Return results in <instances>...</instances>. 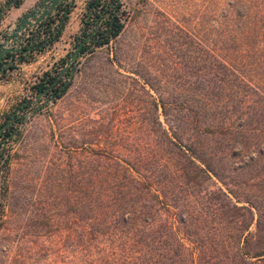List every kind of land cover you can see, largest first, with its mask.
<instances>
[{"label": "rangeland", "instance_id": "obj_1", "mask_svg": "<svg viewBox=\"0 0 264 264\" xmlns=\"http://www.w3.org/2000/svg\"><path fill=\"white\" fill-rule=\"evenodd\" d=\"M10 1L0 0V13ZM23 1L2 14L0 42L43 0L21 10ZM89 1L72 4L63 32L67 24L69 30L58 41L24 61L9 57L0 72V128L13 121L11 136L0 138V264H76L79 216L91 215L94 186L128 183L123 167L146 173L139 162L159 140L158 121L173 130L184 122L177 131L183 144L203 147L213 170L187 183L161 173L169 208L143 190L140 199L159 219L151 235L157 242H150L159 251L178 249L183 231L187 245L217 231L220 238L205 245L264 249V0H120L119 36L96 47L90 38L69 63L87 35L105 30L110 19L104 12L99 23L87 17ZM43 25L23 32L24 46H36ZM217 58L230 61L235 75L221 81ZM46 72L55 77L53 89L66 88L62 97L52 87L36 93ZM217 87L237 98L218 117L199 115L196 126L182 106L200 111L194 99ZM163 103L171 105L167 112ZM176 213H192L193 225L184 228Z\"/></svg>", "mask_w": 264, "mask_h": 264}, {"label": "trees", "instance_id": "obj_2", "mask_svg": "<svg viewBox=\"0 0 264 264\" xmlns=\"http://www.w3.org/2000/svg\"><path fill=\"white\" fill-rule=\"evenodd\" d=\"M111 2L112 5H109L110 3L103 4V0L89 1L86 15L87 17L94 15V23L102 22L104 18L102 12L110 14V19L106 22V29L103 31L97 30L91 36L89 42L93 43L94 47L109 44L123 30L122 19L119 15L120 0H111ZM19 3L20 1H17V6ZM261 7L264 8V5ZM72 8L73 5L70 4L60 7L53 17H49V20L43 23L44 25L39 29V42L34 50L41 51L60 39ZM99 8L101 9L100 13ZM54 24L56 25L53 26ZM86 25H90V23L87 22ZM43 32L46 37L41 39V33ZM35 37L36 35L33 38ZM88 48L89 44L86 43L82 51L84 52ZM32 52L22 55V61L26 60V56L31 55ZM217 61L218 66L225 74L224 79H220L221 81L235 75L236 68L230 61L218 58ZM50 76V73L46 72L44 78L48 77V79H42L34 86L36 93L45 91L53 84L55 77ZM52 91L55 92L57 98H60L65 94L66 88L59 92L57 88L53 89L52 87ZM261 92L264 94V90H261ZM236 96L235 91L231 89L223 87L209 88L205 93L196 97V100L194 99L195 103L200 104V111L194 105H189L186 108L182 106L181 109L187 110L193 117L192 122L198 126V122H201V115L205 118L214 115L218 117L217 112L222 110L228 102H233L237 98ZM161 107L162 112H167L165 103ZM156 108L159 109L158 104H156ZM181 123L184 122L178 123L179 126L175 127V131L172 128L173 125L167 129L163 122L158 121L159 140L152 143L156 145L154 149L143 152L138 168L146 173L149 172L150 175L141 173L142 171L139 172L132 166L130 168L123 167L122 176L127 178L128 183L125 181L117 184L101 182H97L100 185L94 184L92 190V193H94L93 201L89 203L92 213L88 217L85 215L83 217L81 211L79 216L80 231H78V234L80 245H76L75 249L76 264H264V249L251 251L245 249L246 245L227 247L205 245V239L209 240L210 238L211 242L215 243L220 238L217 231L207 233L205 238L200 236L197 240L190 241L193 245H187L190 238L183 231L177 235L178 249L169 247L165 251H159L160 249L150 242L151 239L153 242H157L155 237L151 238V235L156 231L155 223L159 219L158 215L151 211L152 206L144 204L142 201L144 198L140 199L143 190L146 189L150 196L155 195L162 206L169 208L168 184L165 185L168 180L162 181L160 178L161 173L166 175L167 178L180 177L181 180H185V183H187V178L190 181L198 176L200 172L206 173L213 170L210 162L212 157L206 158L208 153L207 151L203 152V147L197 146L194 142L183 144L182 137L177 133L182 128ZM12 129L13 127L7 129L1 134L0 138L10 137ZM206 129L215 130V127H207ZM2 156L3 154H0V160ZM100 168L98 166L95 169L96 175L101 172ZM157 174L159 175L157 180H153ZM158 185L166 186L165 192L160 190ZM108 189H111L110 191L114 194H108ZM80 207L81 209L85 207L84 201H81ZM232 207L238 208V205L232 203ZM174 216L178 217L179 223L184 228L193 225L192 213H176ZM216 229L218 228L216 227ZM163 235L162 232L158 233L160 238L158 241L163 238Z\"/></svg>", "mask_w": 264, "mask_h": 264}, {"label": "water", "instance_id": "obj_3", "mask_svg": "<svg viewBox=\"0 0 264 264\" xmlns=\"http://www.w3.org/2000/svg\"><path fill=\"white\" fill-rule=\"evenodd\" d=\"M64 2H70L73 4L75 0H43L42 3L35 8L34 10L26 13L21 17L19 22L15 25L14 30L7 36L6 40L4 42H0V62L3 60V58L10 54L11 56H14L17 53H20V57L17 60H20L22 55H25L27 53H30L33 51L36 46L35 42H33L30 46L26 47L24 46L22 42V35H24V31L29 27H34L40 23H45L50 16H52L57 9L59 8V5ZM15 3V0H11L1 11L0 13V19L2 14ZM90 38V35L86 37L78 46V48L74 51V53L71 56V60L69 63L76 62L81 49L83 48V45L88 42ZM11 42H13V45H11ZM9 63L6 65H2L0 68V72L3 68H5ZM74 70L71 72V76H73ZM54 85V83L46 89L42 94H45L50 90V88ZM67 86V83L63 86L65 88ZM13 124L12 120H9L6 122L1 128H0V136L3 132L6 131L7 128H9Z\"/></svg>", "mask_w": 264, "mask_h": 264}, {"label": "flooded vegetation", "instance_id": "obj_4", "mask_svg": "<svg viewBox=\"0 0 264 264\" xmlns=\"http://www.w3.org/2000/svg\"><path fill=\"white\" fill-rule=\"evenodd\" d=\"M66 4H70V5H72V4L69 3V2H64V3H62V4L59 5V8L65 6ZM59 8L57 9V11L59 10ZM94 30H95V28H94ZM95 32H96V31H92L91 33H89V34L87 35V37L90 35V38H91V36H92L93 34H95ZM90 38H89V40H90ZM25 47H26V46H25ZM27 47H28V46H27ZM17 55H21V54H20V53H17V54H15L14 56H17ZM14 56H11L10 54L6 55V56L3 58V60L0 62V68H1V66H2L3 64H5V63L7 62V60L9 59V57L14 58Z\"/></svg>", "mask_w": 264, "mask_h": 264}, {"label": "crops", "instance_id": "obj_5", "mask_svg": "<svg viewBox=\"0 0 264 264\" xmlns=\"http://www.w3.org/2000/svg\"><path fill=\"white\" fill-rule=\"evenodd\" d=\"M33 2H36V0H24L23 1V4L20 6V7H18L19 9H21V10H23L24 8H26V7H29V5L30 4H32ZM79 2V0H76L75 1V4L76 3H78ZM86 4H87V1H86V3H84V5H85V9H86ZM17 8V9H18ZM76 8V7H75ZM72 14V13H71ZM70 14V15H71ZM72 20V19H71ZM69 25H70V23H69ZM66 30H69V27H68V24H67V26H66V28H65V31L63 32V34H66Z\"/></svg>", "mask_w": 264, "mask_h": 264}, {"label": "built area", "instance_id": "obj_6", "mask_svg": "<svg viewBox=\"0 0 264 264\" xmlns=\"http://www.w3.org/2000/svg\"><path fill=\"white\" fill-rule=\"evenodd\" d=\"M103 4H105V1L103 0Z\"/></svg>", "mask_w": 264, "mask_h": 264}]
</instances>
